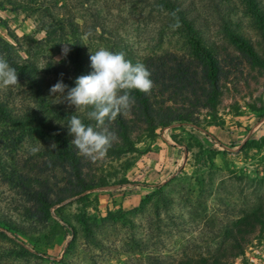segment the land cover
Segmentation results:
<instances>
[{"label": "rangeland", "instance_id": "1", "mask_svg": "<svg viewBox=\"0 0 264 264\" xmlns=\"http://www.w3.org/2000/svg\"><path fill=\"white\" fill-rule=\"evenodd\" d=\"M0 2V36L16 47L17 57L36 63L46 89L59 81L49 60L75 70L76 39L87 75L90 50L100 48L145 66L167 55L196 61L201 49L240 56L246 40L264 59V0ZM27 91L19 77L14 86L0 84V106L7 111L0 113V264L211 261L264 200V64L246 63L242 74L223 81L216 110L202 111L198 125L133 130V149L114 135L118 154L96 160L72 149L67 127L71 112L93 121L90 109L76 111L47 90L56 108L36 109L28 126L21 114L33 101ZM61 139L81 159L82 176L95 189L76 197L59 193L66 173L58 168L56 181L42 165L57 158ZM163 144L187 150L189 160L177 168L168 162L171 182L151 189L146 181L155 179L157 167L148 166L159 160L148 153L165 149ZM164 157L169 161L170 151ZM61 198L66 200L50 208L41 200ZM243 245L244 255L229 264H264V226Z\"/></svg>", "mask_w": 264, "mask_h": 264}, {"label": "trees", "instance_id": "2", "mask_svg": "<svg viewBox=\"0 0 264 264\" xmlns=\"http://www.w3.org/2000/svg\"><path fill=\"white\" fill-rule=\"evenodd\" d=\"M165 1L173 4L172 0ZM248 1L250 4L255 2V0ZM3 4L5 3L0 2V10L3 8ZM94 28L96 31L98 30V27ZM76 41L75 47L72 49L73 52H71L75 65L74 71L70 72L67 67L53 59L49 60V68L52 73L59 81L62 80L67 85H73L77 77L87 75L86 67L81 61L80 41L78 39ZM242 42L244 53L240 56L224 50L221 51L223 56L218 57L207 49H201L196 61L178 55L149 59L145 67L151 74L152 88L147 93L133 90L131 95L134 98V103L128 110L118 115L116 120L107 124L108 131L119 136L118 140L123 142L125 147H132L133 149L131 144L133 130L141 131L145 127L147 132L155 133L158 128H167L179 122L198 125V116L202 111L214 112L216 110L223 81L229 80L233 75L242 74L246 63L258 66L264 64V59L257 51L256 46L250 45L246 40ZM15 51L16 47L0 36V57L5 58L16 69L17 75L25 84L28 89L27 92L33 100L30 105L26 106V110L21 112L24 117L22 119H25L27 125L31 126L33 121L28 118L29 115H36V109L56 108L55 104L58 102L49 95L51 88L46 89L47 79L40 72L36 63L29 59L23 60L19 56L17 57ZM0 113L7 115V111L1 106ZM71 113L77 115L85 124L95 125V121L89 123L83 115ZM129 116H131V120H129ZM43 126L48 129L52 127ZM32 127L35 128L34 125ZM115 140L117 139H113L108 152L116 155L119 150L113 144ZM74 147L72 145L73 150ZM58 148L57 158L48 164L44 163L42 166L47 171L51 170L52 177L56 181L58 180V168L66 173L67 176L61 179L66 181V188L59 193H70V197H76L95 189L96 185H87L82 176V170L85 167L81 159L77 157L75 152L69 150L63 139L60 140ZM39 172L42 174L43 171ZM45 180L47 181L48 178ZM50 190L53 191L52 186H50ZM26 191L29 193L30 190L26 189ZM41 200L50 208L53 204H61L66 198H61L56 203L50 199ZM260 205L258 209H252L253 213L246 220L244 219L239 223L237 231L232 237V242L221 249L213 260L197 263L185 261L180 264H229L231 259L243 256L245 253L243 243L246 241V237L252 234L257 226H264V200L261 201Z\"/></svg>", "mask_w": 264, "mask_h": 264}, {"label": "clouds", "instance_id": "3", "mask_svg": "<svg viewBox=\"0 0 264 264\" xmlns=\"http://www.w3.org/2000/svg\"><path fill=\"white\" fill-rule=\"evenodd\" d=\"M65 55L68 49H64ZM91 73L77 77L75 86L69 88L58 81L50 89L53 95L60 94L77 110L90 109L88 116L95 125L85 124L77 115L68 117L67 127L74 136L72 145L79 153L92 160L103 158L114 139L107 124L128 110L134 98L133 90L147 93L153 86L149 70L140 63L133 64L123 53H114L100 48L90 50ZM16 69L0 57V84L14 86L18 83ZM66 94V95H65Z\"/></svg>", "mask_w": 264, "mask_h": 264}, {"label": "crops", "instance_id": "4", "mask_svg": "<svg viewBox=\"0 0 264 264\" xmlns=\"http://www.w3.org/2000/svg\"><path fill=\"white\" fill-rule=\"evenodd\" d=\"M165 145V144H163ZM170 151L171 154V158H169V161L164 157V151ZM163 150L158 149L157 153H148V154H154L156 159L159 160L157 163H152L150 162L148 168H150L151 166H156L157 167V173L154 174V180L152 181H146V184L148 185L149 188H153L156 186H164L168 183H170L171 181V177H168L167 175V169H168V162L173 161V165L175 166V168L179 167V166H184L187 165V160H189L188 155L190 154V152H188L187 150L185 151V153H183L182 151H180V146H176L175 148H170L168 146L165 145V149L163 148ZM163 155V158L161 157ZM177 161V163H176ZM185 161V162H184ZM187 161V162H186ZM161 162H164L163 164ZM139 164V163H137ZM172 165V164H171ZM168 177V178H167Z\"/></svg>", "mask_w": 264, "mask_h": 264}]
</instances>
